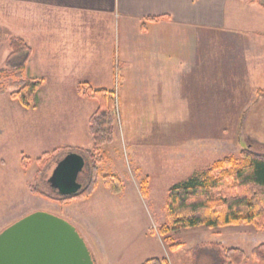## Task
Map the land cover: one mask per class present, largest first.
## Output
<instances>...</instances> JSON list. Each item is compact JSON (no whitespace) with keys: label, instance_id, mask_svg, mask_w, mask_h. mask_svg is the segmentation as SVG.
Returning <instances> with one entry per match:
<instances>
[{"label":"crops","instance_id":"0c3cea01","mask_svg":"<svg viewBox=\"0 0 264 264\" xmlns=\"http://www.w3.org/2000/svg\"><path fill=\"white\" fill-rule=\"evenodd\" d=\"M0 16L6 18L7 31L32 48L25 70L43 80L38 101L31 110L17 107L32 113L34 128L42 124L45 110H53L48 139L65 146L92 145L88 119L97 100L82 95L78 84L112 88L110 78L104 80L96 70H113L117 45L119 70H126L120 75L121 105L141 108L144 122L172 124L167 133L143 128L158 140L155 150L161 139L175 135L176 124H183V148L165 153L187 169L188 177L206 170L210 156L205 129L200 125L193 131L192 124H248L242 130L246 140L264 139V93H257L264 90V0H0ZM210 26L216 35L203 36ZM46 70L55 78L48 79ZM234 134L232 143L245 145L243 136ZM105 145L103 163L110 165L111 150ZM131 159L132 179L140 188L144 182L147 192V174L141 179L138 158L132 154ZM108 173L124 181V172ZM79 222L87 224L82 218ZM95 258L103 260L97 253Z\"/></svg>","mask_w":264,"mask_h":264},{"label":"rangeland","instance_id":"374dc122","mask_svg":"<svg viewBox=\"0 0 264 264\" xmlns=\"http://www.w3.org/2000/svg\"><path fill=\"white\" fill-rule=\"evenodd\" d=\"M0 21L4 24V26L0 25V88H4V92L0 93V231L20 217L40 210L60 216L75 225L87 243L90 240L88 245L93 248V253L101 255L107 264H136L138 262L141 264L147 257H166L169 264H196V262L207 264L208 258L205 256L195 258L196 248L204 245L210 246L213 242L221 243L224 248L239 247L247 255L244 264H257L251 250L264 242V228L259 229L252 224L220 227L199 225L174 229L169 232L170 242L178 244L174 250H169L168 243L163 240L162 236V240L158 239L159 226L167 223L165 201L168 188L188 177L187 169L171 163L165 152L170 149H182L183 146L179 143L185 132L182 123L176 124L175 135L169 139H161L158 150H155L154 145L158 140L153 138L152 134L145 132L149 129H159L165 133L172 132V124L144 122L140 113L141 108L121 105L118 99L121 85L120 75L126 70H119L118 45L115 47L112 60L113 70H96L97 75L104 80L110 78L112 88H94L87 81L78 84V91L82 95H84L81 92L83 84L89 83L93 89L103 88L115 98L113 140L105 145L111 150L109 155L111 163L109 165L101 162L103 165L99 169L97 186L89 197L72 198L64 203L57 200L56 197H59V194L49 182L55 161L64 157L69 148L83 147L61 145L58 140L46 137L49 135L48 132L52 131L51 124L48 122L53 116L52 109L44 111L45 117L42 124L37 125L38 129L32 126V113H24L25 111L18 109L17 105L25 109L30 108L29 110L36 107L39 86L43 80L37 75H34L37 77H30L24 68L23 77L31 79L32 82L39 81V85L35 91L24 90L22 92L29 106L23 105L19 97L12 96V93L19 91L20 86L9 85L15 79L14 70L6 63L10 52L8 34L11 31H7L6 18L4 20L0 16ZM203 31L205 37L215 36L217 33L215 26L205 28ZM131 70H137V68ZM45 73L48 79L55 78L54 73H49L47 70ZM133 77L136 76L133 75ZM89 98L97 100L96 110L99 106L98 99ZM145 109L150 110V108ZM200 125L208 135V141L204 140V142L208 145V153H210L209 167L224 157L232 156L238 160L240 151L246 147L256 152H264V139L246 140L242 130L248 124H243V127L239 128L235 123L226 121L207 122L192 124V130L198 129ZM237 132L243 136L242 141H245L242 147L241 144L236 146L232 143L231 136ZM216 140L219 144L217 151L213 149ZM91 142L92 145L84 149H92L93 140ZM57 148H62V150L45 166L36 181L37 187L46 195L53 197L52 199L33 193L30 186L35 182L34 179L39 169L38 158L44 152H51ZM132 154L137 156L141 165L139 171L140 174L142 173L141 179L144 178L145 173L147 174L145 194L142 193L139 183L132 179ZM24 156L26 166L22 165ZM109 171L125 173L123 192L113 194L104 185L102 175ZM77 177L81 188L84 187L89 179L88 160L85 159L84 167ZM137 177L139 179V176ZM81 218L87 224L80 225ZM103 260L97 259V264H105Z\"/></svg>","mask_w":264,"mask_h":264},{"label":"trees","instance_id":"16d2710c","mask_svg":"<svg viewBox=\"0 0 264 264\" xmlns=\"http://www.w3.org/2000/svg\"><path fill=\"white\" fill-rule=\"evenodd\" d=\"M152 16L151 19H158ZM10 52L6 63L14 70L15 79L10 86H20L12 96L19 97L25 106L30 104L25 100L23 91H35L39 81H31L23 77L22 71L32 56V48L19 36L8 34ZM264 93V90H260ZM4 88H0V93ZM81 92L87 97H96L99 106L89 118V133L93 140L92 149L69 148L68 151L81 153L89 162V179L84 187L74 195L56 197L61 203L72 198H87L97 186L99 177L98 165L104 161L105 153L102 145L113 140L115 98L105 89H93L89 83L82 86ZM62 150L57 148L51 152H44L38 158L39 169L34 183L30 186L33 193L46 195L37 187L38 176L53 157ZM25 156L22 165L26 166ZM56 164V161H55ZM54 164V165H55ZM102 181L113 194L123 191L122 179L114 173L102 175ZM142 192L145 193V183L142 182ZM167 223L159 226L158 232L168 243L169 250H174L178 244L170 242L169 232L181 227L206 225L220 227L236 224H252L256 228H264V152H256L251 148H243L240 158L224 157L217 160L209 168L192 174L188 178L170 186L165 201ZM251 254L257 264H264V242L256 245ZM195 258H208L207 264H244L246 252L239 247L224 248L219 242L210 246L196 248ZM141 264H169L166 257H150ZM198 264V262H196Z\"/></svg>","mask_w":264,"mask_h":264},{"label":"water","instance_id":"95a60500","mask_svg":"<svg viewBox=\"0 0 264 264\" xmlns=\"http://www.w3.org/2000/svg\"><path fill=\"white\" fill-rule=\"evenodd\" d=\"M84 156L68 151L52 169L49 182L61 196L78 193ZM0 264H97L75 225L45 211H33L0 231Z\"/></svg>","mask_w":264,"mask_h":264}]
</instances>
